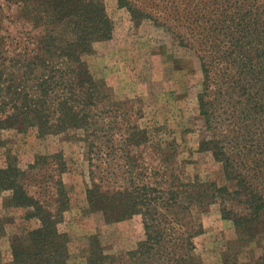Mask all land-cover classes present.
Instances as JSON below:
<instances>
[{
	"label": "trees",
	"instance_id": "trees-1",
	"mask_svg": "<svg viewBox=\"0 0 264 264\" xmlns=\"http://www.w3.org/2000/svg\"><path fill=\"white\" fill-rule=\"evenodd\" d=\"M7 1L22 2L23 14L33 16L45 33L36 54L14 59L6 56L0 35V131L18 126V131L34 129L38 135L88 132L87 110L99 90L83 56L92 52L94 42L111 37L103 1ZM117 2L134 20L167 28L181 46L199 53L204 81L198 107L209 135L199 148L221 164L235 189L176 178L161 191L132 180L129 186L103 192L92 182L86 190L90 211L107 222L141 215L145 237L134 250L115 255H104L97 246L87 264H199L193 252L194 239L202 234L200 216L218 203L222 218L235 227L237 247L229 252L237 253L242 243L264 237V0ZM17 75L20 84L14 85ZM49 96L58 103L55 113L47 108ZM4 145L0 138V148ZM39 163L40 158L31 169ZM65 169L62 165L61 173ZM28 178L16 158L7 155L0 166V192H10L12 205L32 209L31 217L41 221L37 229L15 238L13 264H66L67 235L58 233L52 215L43 213L29 194ZM58 187V195L65 197L63 184ZM57 210H67L66 201ZM254 264H264V256Z\"/></svg>",
	"mask_w": 264,
	"mask_h": 264
},
{
	"label": "rangeland",
	"instance_id": "rangeland-1",
	"mask_svg": "<svg viewBox=\"0 0 264 264\" xmlns=\"http://www.w3.org/2000/svg\"><path fill=\"white\" fill-rule=\"evenodd\" d=\"M102 1L112 34L108 40L94 42L92 52L83 56L99 90L87 110L92 124L88 132L38 135L34 129L18 131V126L0 131L5 141L0 166L10 154L29 175L24 181L27 191L43 213L52 215L58 233L67 235L66 264H87L90 251L96 252L97 246L104 255L132 251L145 237L141 215L107 222L100 213L90 211L86 190L92 182L103 192L129 186L132 180L136 186L161 191L176 178L235 189L234 183L225 180L221 164L199 148L209 135L198 107L204 77L197 50L181 46L165 27L148 19L134 20L117 0ZM22 5L0 0V35L8 58L36 54L45 33L33 16L23 14ZM18 78L14 85L20 84ZM48 99L47 108L55 113L56 98ZM39 158L38 166L31 169ZM62 165L66 167L63 173ZM59 183L65 197L57 193ZM10 196V192H0L1 264H13L15 238L41 224L29 214L32 209L12 205ZM65 201L67 210L59 213L58 206ZM220 207L213 204L200 216L202 234L194 239L193 252L197 262H258L264 256V237L242 243L237 253L229 252L230 247H237V233L233 223L222 218ZM93 236L97 238L91 240Z\"/></svg>",
	"mask_w": 264,
	"mask_h": 264
}]
</instances>
